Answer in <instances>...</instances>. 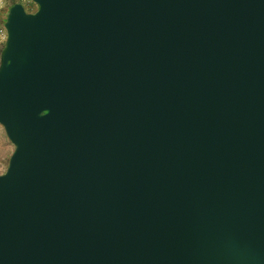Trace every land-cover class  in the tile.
<instances>
[{"label":"water","instance_id":"obj_1","mask_svg":"<svg viewBox=\"0 0 264 264\" xmlns=\"http://www.w3.org/2000/svg\"><path fill=\"white\" fill-rule=\"evenodd\" d=\"M30 1L0 264H264V0Z\"/></svg>","mask_w":264,"mask_h":264},{"label":"rangeland","instance_id":"obj_2","mask_svg":"<svg viewBox=\"0 0 264 264\" xmlns=\"http://www.w3.org/2000/svg\"><path fill=\"white\" fill-rule=\"evenodd\" d=\"M14 1L18 3L20 2V0H0V25L4 24L8 9L10 8L11 3ZM23 5L25 6V10L27 12H32L36 9L32 3H25L24 1ZM13 150V145L8 141L4 130L0 126V174H2L7 167L9 157Z\"/></svg>","mask_w":264,"mask_h":264},{"label":"built area","instance_id":"obj_3","mask_svg":"<svg viewBox=\"0 0 264 264\" xmlns=\"http://www.w3.org/2000/svg\"><path fill=\"white\" fill-rule=\"evenodd\" d=\"M24 1H25V3H31L30 0H20V3L23 4ZM5 39H6V31L4 28V24H2V25H0V52L4 46Z\"/></svg>","mask_w":264,"mask_h":264},{"label":"trees","instance_id":"obj_4","mask_svg":"<svg viewBox=\"0 0 264 264\" xmlns=\"http://www.w3.org/2000/svg\"><path fill=\"white\" fill-rule=\"evenodd\" d=\"M16 2L14 1V2H12L11 3V6L13 5V4H15ZM20 3V2H19ZM23 5V4H22ZM23 7H24V9H25V6L23 5ZM29 12V11H28Z\"/></svg>","mask_w":264,"mask_h":264}]
</instances>
